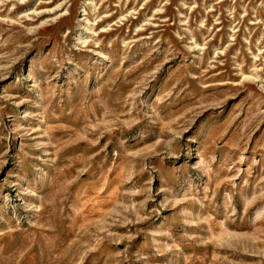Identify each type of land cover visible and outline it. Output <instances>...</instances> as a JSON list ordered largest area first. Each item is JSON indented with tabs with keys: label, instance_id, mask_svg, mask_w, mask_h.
Wrapping results in <instances>:
<instances>
[{
	"label": "rangeland",
	"instance_id": "374dc122",
	"mask_svg": "<svg viewBox=\"0 0 264 264\" xmlns=\"http://www.w3.org/2000/svg\"><path fill=\"white\" fill-rule=\"evenodd\" d=\"M0 264H264V0H0Z\"/></svg>",
	"mask_w": 264,
	"mask_h": 264
}]
</instances>
